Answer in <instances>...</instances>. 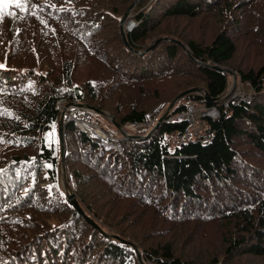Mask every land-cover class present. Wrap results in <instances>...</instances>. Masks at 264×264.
I'll use <instances>...</instances> for the list:
<instances>
[{"label": "trees", "instance_id": "1", "mask_svg": "<svg viewBox=\"0 0 264 264\" xmlns=\"http://www.w3.org/2000/svg\"><path fill=\"white\" fill-rule=\"evenodd\" d=\"M20 4L0 20V264L264 260V60L234 67L252 98L223 106L216 119L204 118L206 142L170 143V135L190 125L162 121L148 137L147 130L137 135L144 137H122L119 152L68 122L69 174L62 177L47 142L56 128L60 136L56 105L62 97L94 106L119 127L144 121L162 104L165 114L191 88L200 90L180 98L169 115L191 103L212 105L206 94L222 101L239 40L256 30L264 42V0ZM131 6L127 42L121 23ZM59 182L65 194L75 188L83 213L68 199L55 205ZM130 202L134 219L151 214L148 224L160 220L161 228L132 235L116 223V209ZM46 207L51 214L42 231L18 238L1 230L23 227L20 219ZM125 210L119 223L131 218ZM212 225L218 234L205 241ZM201 238L204 248L195 254Z\"/></svg>", "mask_w": 264, "mask_h": 264}, {"label": "rangeland", "instance_id": "2", "mask_svg": "<svg viewBox=\"0 0 264 264\" xmlns=\"http://www.w3.org/2000/svg\"><path fill=\"white\" fill-rule=\"evenodd\" d=\"M130 11H129L126 18L131 17L132 11L131 12ZM128 19L123 20L121 23L122 26L124 27V30H125V28L131 29L133 26L132 19L130 20L131 22L128 21ZM3 52H5V50H3ZM250 59H252L254 61V63H257L261 60H264V42L262 43L261 34L256 30H251V36H243L239 40L238 51H237V54L235 56V59L229 66L226 67L228 70H230V71H228V73H230V75H233V76L236 75V77H237L238 71H237V69H234V67L237 64H239L240 61L246 63ZM79 75L81 76V78H83L85 76L82 72ZM233 76H232V78H233ZM233 79L235 80V78H233ZM241 89L246 93L251 92V94H252V90L250 89L248 84H243ZM234 90H235V86H234V81H233L231 83V86L228 88L227 94L224 96V98L227 97L229 95V93L233 92ZM91 108H93V107H91ZM164 109H165V105L162 104L161 106L157 107L154 111L151 112L150 115H152V118L156 119L154 122H157L158 119L163 115ZM94 117L102 125V127L105 130L112 129V130L118 132V134L120 136H123V132H122L123 130L129 131V132L133 133V135H142V133L145 132V131L139 132L137 130L132 129L131 127H129L127 125H125L124 127H119V126H117V124L115 122H113L111 120L112 117L109 115L97 113ZM49 134H51V135H49ZM49 134L47 136V142L49 143V146L57 152L58 160H59V165L57 168H58V170H60V172H61V169H63V171L61 173V177H62L63 173L69 174V168L66 164V161L64 160V156H65V152H66V145L63 147L62 141H61L60 136H59V131L57 128L54 129ZM201 134L202 135L206 134L205 123H203V128H202ZM168 140L170 143H176L177 135L175 133L170 135L168 137ZM63 176H65V175H63ZM63 184H65V183H63ZM60 185H61V189L53 191L54 192L53 195H54V199H55L54 203L56 206H65L66 202L68 203L67 196H66L68 194H65L66 188L64 186L62 187V182L60 183ZM72 191H74V192H72ZM72 191H69V194L74 193L76 195V199H79V196L77 195L75 188ZM132 206H133V203L130 202V204L128 205L126 210H125L126 206H121L120 208L116 209V212H115L116 216L115 217H116V220L118 219L116 223H118L122 228L127 227L126 228L127 231L132 235L141 234L143 232H146L150 228H161L160 225H162V222L160 220H156V223L153 225L148 224L149 222L154 221L152 219L151 214H146L141 219H137V220L134 219V215L136 216V211H134L133 213L130 212V208H132ZM33 207H35V202H34ZM124 210L130 212L129 214L131 215V218L130 219H124V220H122L121 223H119L120 219H121V214L123 213ZM38 211H40V210H38ZM139 211L140 210H137V212H139ZM4 214H9V213L4 212ZM32 214H33V217L30 220H27L24 218L20 219V222L22 223L23 227L18 228L17 225H13L12 227L11 226H2L1 230L7 231L10 233V235L12 234L13 236H16L18 238H21V237L25 236L26 234L27 235L31 234L34 231H42L47 225L46 217L48 218V222H49V215L51 213H49V210L46 207V208H42L41 212L34 211ZM9 216H11V215H9ZM5 217H7V215ZM8 220L11 221V218H8ZM25 224H30L31 226L26 227ZM108 227H110V230L112 231V227L110 225H108ZM208 230H210L211 235L205 236L204 240L210 242L218 234V228H217V226L212 225V226H208ZM200 240H201L200 242L195 243L194 246L192 247V251L195 254L197 252L203 250V248H204V244L202 243V238ZM218 264H222V262H219ZM232 264H264V260L256 262V263H250V260H247L246 263H243L242 260L241 261L235 260V261H233Z\"/></svg>", "mask_w": 264, "mask_h": 264}, {"label": "built area", "instance_id": "3", "mask_svg": "<svg viewBox=\"0 0 264 264\" xmlns=\"http://www.w3.org/2000/svg\"><path fill=\"white\" fill-rule=\"evenodd\" d=\"M227 75L229 87L234 81L235 90L230 92L229 95L222 101L213 105H208L207 103L200 105L191 103L183 111L175 115H168V117L164 120L167 122L187 121L189 123L190 126L188 130L177 135L176 142H187L189 140H199L201 142H206L209 139V135L201 134L204 118L210 117L216 119L220 116L221 108L223 106L227 107L231 102L239 103L242 101H249L252 98L251 92L246 93L241 89L245 83L239 81L236 75L233 76L230 75V73H227ZM232 76L235 78V80L232 78ZM56 107L60 111L61 116L64 118L65 123L73 122L93 141L107 144L119 152L123 151V146L120 142V139L124 136H130L133 134L129 131L123 130V136H120L118 132L112 129L105 130L94 117L97 112L88 104L78 100H69L66 97H62L57 101ZM155 120L156 119L152 118V115H150L144 121H135L131 124H128L127 126L137 131L147 130L146 134H144V136H146L155 130Z\"/></svg>", "mask_w": 264, "mask_h": 264}, {"label": "water", "instance_id": "4", "mask_svg": "<svg viewBox=\"0 0 264 264\" xmlns=\"http://www.w3.org/2000/svg\"><path fill=\"white\" fill-rule=\"evenodd\" d=\"M132 9V6L130 7V10ZM129 10V11H130ZM128 13L129 12H127V13H125V15L123 16V18H122V21L123 20H125V19H127L126 17H127V15H128ZM122 30H123V34H124V37H125V39L127 40V37H126V33H125V30H124V27L122 26ZM162 39H164V38H162ZM160 40V39H159ZM158 40V41H159ZM157 41V42H158ZM127 42H128V40H127ZM154 47V45L152 46V48ZM199 88H191V89H188V90H185V91H183L182 93H180L174 100H173V102L171 103V105L169 106V109H168V111L165 113V114H163L159 119H158V121H157V123H156V125H155V129H157L158 127H159V124L162 122V121H164L167 117H168V112H169V110L173 107V105L180 99V98H182L183 96H185V95H187V94H189V93H193V92H199ZM206 100L209 102V103H211L212 105L213 104H217V100L215 99V98H210L209 96H208V94H206ZM90 107H93L92 109H94L97 113H101L102 114V112L99 110V109H97V108H95L94 106H91L90 105ZM64 118L63 117H61V120H60V123H59V130H60V139H61V141H62V145H63V147L65 146V140H64ZM117 126H120V125H118L117 124ZM150 135V133L148 134V135H146L145 137H148ZM136 137H144V136H137V135H135ZM134 136V137H135ZM67 199H68V201H70L71 202V204H73L77 209H79V211H81L82 213H83V209H82V207L80 206V203H79V201H78V199H76V195L74 194V193H71V194H68V197H67Z\"/></svg>", "mask_w": 264, "mask_h": 264}, {"label": "snow or ice", "instance_id": "5", "mask_svg": "<svg viewBox=\"0 0 264 264\" xmlns=\"http://www.w3.org/2000/svg\"><path fill=\"white\" fill-rule=\"evenodd\" d=\"M12 4H15L16 7H21L20 0H0V20L3 19L4 10L7 9ZM8 14L12 15V13H8ZM0 67H2V65H0ZM49 167H51V165H49ZM3 171H4L3 169H0V173H2Z\"/></svg>", "mask_w": 264, "mask_h": 264}, {"label": "clouds", "instance_id": "6", "mask_svg": "<svg viewBox=\"0 0 264 264\" xmlns=\"http://www.w3.org/2000/svg\"><path fill=\"white\" fill-rule=\"evenodd\" d=\"M111 120H112V118H111ZM65 123V122H64ZM157 123V122H156Z\"/></svg>", "mask_w": 264, "mask_h": 264}]
</instances>
